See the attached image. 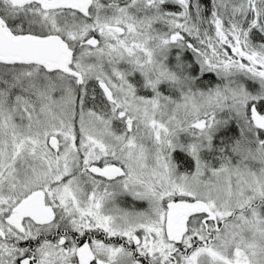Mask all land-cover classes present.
<instances>
[{
  "label": "snow or ice",
  "instance_id": "6c2138e0",
  "mask_svg": "<svg viewBox=\"0 0 264 264\" xmlns=\"http://www.w3.org/2000/svg\"><path fill=\"white\" fill-rule=\"evenodd\" d=\"M0 264H264V0H0Z\"/></svg>",
  "mask_w": 264,
  "mask_h": 264
}]
</instances>
